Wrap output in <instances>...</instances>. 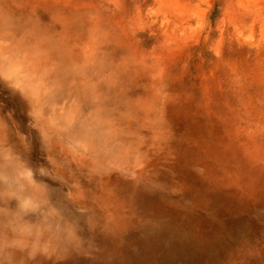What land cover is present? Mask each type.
Masks as SVG:
<instances>
[{
    "label": "rangeland",
    "instance_id": "obj_1",
    "mask_svg": "<svg viewBox=\"0 0 264 264\" xmlns=\"http://www.w3.org/2000/svg\"><path fill=\"white\" fill-rule=\"evenodd\" d=\"M0 264H264V0H0Z\"/></svg>",
    "mask_w": 264,
    "mask_h": 264
},
{
    "label": "bare ground",
    "instance_id": "obj_2",
    "mask_svg": "<svg viewBox=\"0 0 264 264\" xmlns=\"http://www.w3.org/2000/svg\"><path fill=\"white\" fill-rule=\"evenodd\" d=\"M18 60H20V59H15V60H13V59H9L8 61L10 62H8V64H5L3 67H6L7 68V66L9 67V68H14V70H17V69H20V66L19 65H21V64H17V61ZM7 62V61H6ZM19 63H20V61H18ZM71 119V118H70Z\"/></svg>",
    "mask_w": 264,
    "mask_h": 264
}]
</instances>
